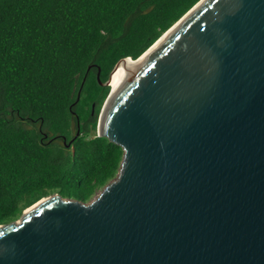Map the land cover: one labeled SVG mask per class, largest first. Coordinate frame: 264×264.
I'll return each instance as SVG.
<instances>
[{
    "label": "water",
    "instance_id": "1",
    "mask_svg": "<svg viewBox=\"0 0 264 264\" xmlns=\"http://www.w3.org/2000/svg\"><path fill=\"white\" fill-rule=\"evenodd\" d=\"M145 54L98 118L117 176L0 224V264H264V0H200L102 85Z\"/></svg>",
    "mask_w": 264,
    "mask_h": 264
},
{
    "label": "trees",
    "instance_id": "2",
    "mask_svg": "<svg viewBox=\"0 0 264 264\" xmlns=\"http://www.w3.org/2000/svg\"><path fill=\"white\" fill-rule=\"evenodd\" d=\"M199 1L0 0V224L54 193L89 202L117 176L124 151L96 132L102 83Z\"/></svg>",
    "mask_w": 264,
    "mask_h": 264
},
{
    "label": "bare ground",
    "instance_id": "3",
    "mask_svg": "<svg viewBox=\"0 0 264 264\" xmlns=\"http://www.w3.org/2000/svg\"><path fill=\"white\" fill-rule=\"evenodd\" d=\"M148 54H145L140 58L138 61H130V60H124L122 61L119 66L117 67L114 76L111 81V89L113 93H115L118 88L121 86V84L124 82V80L142 63V61L145 59V57Z\"/></svg>",
    "mask_w": 264,
    "mask_h": 264
},
{
    "label": "rangeland",
    "instance_id": "4",
    "mask_svg": "<svg viewBox=\"0 0 264 264\" xmlns=\"http://www.w3.org/2000/svg\"><path fill=\"white\" fill-rule=\"evenodd\" d=\"M101 191H98L96 194H95V196L93 197V199L100 193Z\"/></svg>",
    "mask_w": 264,
    "mask_h": 264
}]
</instances>
